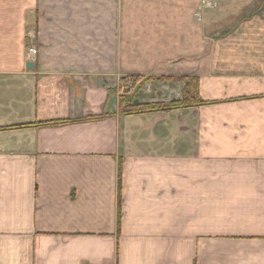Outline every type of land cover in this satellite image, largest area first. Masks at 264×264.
I'll return each mask as SVG.
<instances>
[{
    "label": "crops",
    "instance_id": "0c3cea01",
    "mask_svg": "<svg viewBox=\"0 0 264 264\" xmlns=\"http://www.w3.org/2000/svg\"><path fill=\"white\" fill-rule=\"evenodd\" d=\"M102 1L0 0V264H264V22H188L142 60L100 51ZM146 67L209 104L121 113Z\"/></svg>",
    "mask_w": 264,
    "mask_h": 264
},
{
    "label": "rangeland",
    "instance_id": "374dc122",
    "mask_svg": "<svg viewBox=\"0 0 264 264\" xmlns=\"http://www.w3.org/2000/svg\"><path fill=\"white\" fill-rule=\"evenodd\" d=\"M101 3H103L102 0ZM91 13H93L92 20L89 21L100 22L101 24V36L99 38L101 52H113L117 56H123L124 54L126 57L128 54L137 58L143 56L142 60H145L144 58H149V56H145L146 53L151 56L157 55L161 51H163V54L167 51L175 52L176 49L173 46L186 44L188 22H264V0H109V4H106L104 9L101 8L99 12ZM89 17L91 18L90 12ZM87 21L85 20V22ZM113 35H115V39ZM174 38H178L180 43L176 44ZM183 41L185 42L183 43ZM32 46L36 49L37 55L35 59H31L30 56L26 55L28 62H34L38 56L37 47ZM184 46L187 47V45ZM197 46L196 51L198 52L200 47ZM180 51L183 53V47ZM205 54L203 53L201 58H197V65L203 61ZM153 60L154 62L161 61L159 59ZM172 60L175 61L173 66H176V60ZM183 61L179 60V63ZM146 68L144 74L146 72L152 73L146 74L148 76L146 78L144 75H132L126 79L116 78L115 94L119 98L134 99L136 105H148L141 102L144 99L143 89L147 83L155 84L156 82H147L141 87L140 82L155 78L150 77L155 70L152 71L151 67ZM165 70L168 75L172 76L169 78L159 77L169 80L157 82L181 84L185 88V83L178 80L193 77L182 74V70H177V73L176 71L171 72L168 68ZM134 78H139V80L136 82ZM194 78L198 77L194 76ZM183 90L179 99L176 100H181ZM147 92L145 98L150 99L153 92ZM162 103L167 102L149 104ZM214 171L213 168V174H215Z\"/></svg>",
    "mask_w": 264,
    "mask_h": 264
},
{
    "label": "trees",
    "instance_id": "16d2710c",
    "mask_svg": "<svg viewBox=\"0 0 264 264\" xmlns=\"http://www.w3.org/2000/svg\"><path fill=\"white\" fill-rule=\"evenodd\" d=\"M134 80L137 82L139 78H134ZM163 80L168 81L169 79L149 78L140 82V84L142 85L141 87H143L147 82H151V81L157 82ZM178 81L185 83V88L183 90L181 100H176L162 104L136 105L134 99L122 97L120 98L121 113L125 115H136V114H145V113H170L176 110L200 107L209 104L205 102L200 95V82L198 78L187 77V78H182Z\"/></svg>",
    "mask_w": 264,
    "mask_h": 264
},
{
    "label": "built area",
    "instance_id": "2783aa9c",
    "mask_svg": "<svg viewBox=\"0 0 264 264\" xmlns=\"http://www.w3.org/2000/svg\"><path fill=\"white\" fill-rule=\"evenodd\" d=\"M37 55V51L35 48H33V46H29V48L27 49V56H30L31 59H35Z\"/></svg>",
    "mask_w": 264,
    "mask_h": 264
},
{
    "label": "water",
    "instance_id": "95a60500",
    "mask_svg": "<svg viewBox=\"0 0 264 264\" xmlns=\"http://www.w3.org/2000/svg\"><path fill=\"white\" fill-rule=\"evenodd\" d=\"M27 67H28L29 69H34L35 65H34V63H29Z\"/></svg>",
    "mask_w": 264,
    "mask_h": 264
}]
</instances>
